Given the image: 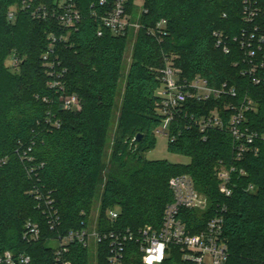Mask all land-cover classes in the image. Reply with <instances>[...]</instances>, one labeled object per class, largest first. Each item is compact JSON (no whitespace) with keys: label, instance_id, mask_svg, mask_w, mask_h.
<instances>
[{"label":"trees","instance_id":"1","mask_svg":"<svg viewBox=\"0 0 264 264\" xmlns=\"http://www.w3.org/2000/svg\"><path fill=\"white\" fill-rule=\"evenodd\" d=\"M19 2L0 0V159H6L0 165V254L8 250L29 255L28 264H54V248L48 241L69 230L89 228L88 213L99 194L98 230L145 225L158 229L163 210L173 199L169 179L188 174L206 196V207L203 211L181 209L179 216L187 228L198 232L224 207L228 256L223 264H264V140H254L257 154L246 152L235 160L234 139L227 130L202 133L193 122L187 123L188 117L212 110L225 121L229 106H240L250 98L254 106L244 112L243 127L264 134V85L253 84L250 75L241 73L247 59L234 40L248 27L242 18L243 0H143L140 10L135 0H126V12L140 27L122 35L101 27L91 14L93 8L103 13L112 0H105L104 6L99 0H75L81 20L71 31L54 19H34L19 11L8 21L9 8ZM35 2L51 5L53 0ZM256 5L259 14L253 26L264 34V0H256ZM161 18L167 21L166 33L155 37L148 28ZM214 32L222 34L228 52L216 45ZM51 33L56 37L55 53L66 68L62 78L66 89L61 92L47 86L41 60ZM130 39L133 51L125 75ZM11 54L20 59L16 68L6 64ZM166 55L175 56L183 77L199 75L210 86L226 83L235 91V96L188 100L172 121L174 140L167 141V151L188 157L187 163L144 155L156 145L154 129L161 122L155 110L158 71ZM263 56L264 46L258 53L259 58ZM255 75L264 78V63ZM65 93L77 95V109L63 108L60 98ZM137 134H142L139 140ZM28 148L35 162H43L35 174L28 173L20 158V152ZM220 161L235 167L228 197L219 191L215 176ZM34 186L51 192L60 216L53 230L29 193ZM111 209L118 211L114 222L107 218ZM28 220L39 225L37 240L23 238ZM97 246L98 264H107L106 243ZM88 248L73 243L67 257L72 264H90ZM169 250L171 256L160 264H188L178 247L172 245ZM122 264H143L133 242L127 243Z\"/></svg>","mask_w":264,"mask_h":264},{"label":"built area","instance_id":"2","mask_svg":"<svg viewBox=\"0 0 264 264\" xmlns=\"http://www.w3.org/2000/svg\"><path fill=\"white\" fill-rule=\"evenodd\" d=\"M105 0H99V5L104 6ZM126 0H112L108 9L103 13H98L93 8L92 15L98 18L101 27L122 35L129 28L138 29L139 23L133 21L125 9ZM28 13L32 18L39 20L54 19L59 27L71 31L77 28L81 20V14L76 6L75 0H53L51 5L36 4L35 0H20V2L9 8L7 20L13 21L17 12ZM259 14V8L256 0H243L242 18L248 27L240 31L239 38L234 40L239 42L242 49L245 50L247 59V68L242 71L243 75L251 76L253 84H263L264 78L256 76L255 73L263 66V58L258 57V53L264 46V34L254 25V20ZM167 21L161 18L148 32L160 37L166 33ZM252 24V25H251ZM101 29L97 34L101 35ZM217 46H222L224 52H228V47L223 41L220 32L213 33ZM47 50L42 54L41 60L47 76V86L56 91H65V84L62 80L66 68L60 64L58 56L54 50L56 37L53 33ZM175 56L166 55L164 57V66L158 71L160 86L157 90L156 112L161 117L160 124L154 129L156 137L161 136L166 140H174L170 134V124L179 114H182L184 104L188 100L208 101L209 99L220 98L224 94L235 96L233 88H227L226 83L221 86H210L206 79L196 75L193 78H186L181 75V70L175 65ZM10 66L18 67L20 59L17 55L11 54L9 57ZM63 108L68 110L77 109L79 99L75 94H63L61 96ZM253 101L246 98L240 106H229L231 113L224 121L217 110H212L208 115L198 117H188L198 129L203 133L208 129L227 130L234 139L235 160H240L246 152L257 154L258 148L254 146L255 139L260 137L264 140V134L258 135L256 132L248 131L243 127L244 112L251 109ZM228 108V106L226 107ZM186 116V114H185ZM204 138V137H203ZM30 148L20 152V158L26 163L28 173L35 174V171L43 166V162H35L29 154ZM6 162L5 158L0 159V165ZM234 166L225 167L220 161L215 169V176L218 180V189L226 197L230 196L229 187ZM241 173H244L240 170ZM169 188L173 194V199L168 203L162 214L161 224L158 229L145 225L137 229H102L80 228L69 230L63 235H58L53 241L54 264H72L68 259L69 246L73 243H79L88 246L89 240L95 243H106L107 246V264H122L124 251L128 242H133L137 246L138 253L143 264H160L166 257L170 246H176L183 254V260L188 264H223L228 256V247L223 236V222L225 208L217 211L211 217L204 228L198 232H191L185 222L180 218L181 209H195L204 204L205 197L198 192L190 175L181 174L169 179ZM29 193L34 197L37 207L42 210L46 216L47 223L51 230L60 224L58 210L54 207V200L50 191L42 188L33 187ZM118 217V211L111 209L107 213L109 221L114 222ZM23 238L27 241L37 240L40 236L38 223L31 220L26 221L24 225ZM30 256L19 253L13 254L11 251H4L0 254V264H28Z\"/></svg>","mask_w":264,"mask_h":264},{"label":"rangeland","instance_id":"3","mask_svg":"<svg viewBox=\"0 0 264 264\" xmlns=\"http://www.w3.org/2000/svg\"><path fill=\"white\" fill-rule=\"evenodd\" d=\"M135 1L137 2L138 9L140 10L143 0H135ZM136 30L137 29H135V31ZM133 43H134L133 39H130L128 41V44H127V50H126L125 59H124V70H123L125 75L127 74L128 67H129V64L131 62ZM6 64L8 66H10V62L8 59L6 60ZM124 86H125V78H122L120 81V87H119L121 93L123 92ZM117 101H118V104L120 105L121 104V97L118 98ZM12 111H13V109L9 110V112H12ZM166 147H167L166 138L158 136V137H156L155 147L153 149H151L150 151L146 152L144 155L148 159H167L171 162H177V163H187L189 161L188 157L180 155V154H176V153H171V152L167 151ZM108 152L110 153V149L108 150ZM168 183H169V181H168ZM168 186H169V184H168ZM199 193L203 195L202 192H199ZM203 196L205 197V200H206V196L205 195H203ZM100 205H101V201H100V194H99V196L97 198H94L93 203L90 207V211L88 213L87 220H88V224L90 225L89 229L99 227V225L101 224V221L99 220L100 219L99 218ZM205 207H206V205H205ZM205 207L203 204L200 207H197L195 209H197L198 211H203L205 209ZM116 209H117V207H116ZM97 244L98 243H95L93 240H91V239L89 240L88 254H89L90 264H98V259H99L98 250H99V248H98ZM179 252H180V250H179ZM170 256H171V252L169 250L167 252L165 258H168ZM181 259L183 260V254L182 253H181Z\"/></svg>","mask_w":264,"mask_h":264},{"label":"crops","instance_id":"4","mask_svg":"<svg viewBox=\"0 0 264 264\" xmlns=\"http://www.w3.org/2000/svg\"><path fill=\"white\" fill-rule=\"evenodd\" d=\"M48 245L54 247L56 245V243H55V241L50 240V241H48Z\"/></svg>","mask_w":264,"mask_h":264},{"label":"water","instance_id":"5","mask_svg":"<svg viewBox=\"0 0 264 264\" xmlns=\"http://www.w3.org/2000/svg\"><path fill=\"white\" fill-rule=\"evenodd\" d=\"M142 137V134H137L136 138L139 140Z\"/></svg>","mask_w":264,"mask_h":264}]
</instances>
